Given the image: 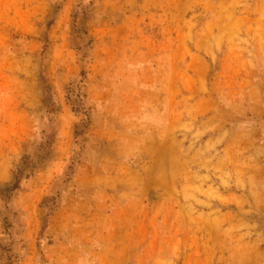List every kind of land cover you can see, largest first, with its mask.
Wrapping results in <instances>:
<instances>
[{"label":"rangeland","instance_id":"374dc122","mask_svg":"<svg viewBox=\"0 0 264 264\" xmlns=\"http://www.w3.org/2000/svg\"><path fill=\"white\" fill-rule=\"evenodd\" d=\"M8 262L264 264V0H0Z\"/></svg>","mask_w":264,"mask_h":264},{"label":"trees","instance_id":"16d2710c","mask_svg":"<svg viewBox=\"0 0 264 264\" xmlns=\"http://www.w3.org/2000/svg\"><path fill=\"white\" fill-rule=\"evenodd\" d=\"M81 78H82V80L85 78V72L84 71L81 73ZM82 80H80V81L82 82ZM70 95L71 94H68L67 98ZM79 95H78V93L75 95L76 98L80 100V101L77 100L78 103L76 104L78 109H76V110H74V108H72V109L76 113L82 112L85 114L86 113V106L83 102L84 97H81V95L80 96ZM86 126H87V124H86ZM75 135L77 136L78 133L76 132ZM49 144H52V141ZM37 152L39 154L35 155L33 157L26 156V155L22 156L21 162L16 166L15 174L13 175L11 182L4 189V191L6 192V195H5L6 199L10 198V196L13 192H18L20 190V186H21V183L23 180H28L29 178H31L35 174L36 171L40 170L43 167V164L46 162V160L50 156L51 146H48V148H44L41 146L37 149ZM68 170H71V167H69ZM67 173H68V171H67ZM55 210H53L52 212H55ZM7 264H10V262H8Z\"/></svg>","mask_w":264,"mask_h":264},{"label":"crops","instance_id":"0c3cea01","mask_svg":"<svg viewBox=\"0 0 264 264\" xmlns=\"http://www.w3.org/2000/svg\"><path fill=\"white\" fill-rule=\"evenodd\" d=\"M250 159L255 160V165L258 164V150L257 149L253 152V155L250 156Z\"/></svg>","mask_w":264,"mask_h":264}]
</instances>
